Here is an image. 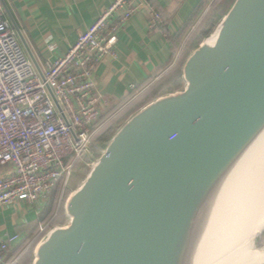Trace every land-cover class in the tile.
Wrapping results in <instances>:
<instances>
[{"label":"water","instance_id":"obj_1","mask_svg":"<svg viewBox=\"0 0 264 264\" xmlns=\"http://www.w3.org/2000/svg\"><path fill=\"white\" fill-rule=\"evenodd\" d=\"M183 79V90L140 109L90 155L66 203L69 224L45 234L33 264H211L227 249L264 160V0H235Z\"/></svg>","mask_w":264,"mask_h":264},{"label":"built area","instance_id":"obj_2","mask_svg":"<svg viewBox=\"0 0 264 264\" xmlns=\"http://www.w3.org/2000/svg\"><path fill=\"white\" fill-rule=\"evenodd\" d=\"M143 11L162 22L149 0H114L63 55L41 66L42 77L0 3V169L9 170L0 177V210L35 205L59 183L62 197L74 174L94 165L90 155L107 124L94 74L106 58L118 59L119 31ZM46 233L42 227L34 244ZM20 241L18 234L0 241V264L17 262L8 254Z\"/></svg>","mask_w":264,"mask_h":264},{"label":"crops","instance_id":"obj_3","mask_svg":"<svg viewBox=\"0 0 264 264\" xmlns=\"http://www.w3.org/2000/svg\"><path fill=\"white\" fill-rule=\"evenodd\" d=\"M113 1L6 0L40 66L63 55ZM149 1L161 15L162 22L156 23L152 12L136 14L119 31L118 59L106 58L94 74L95 91L104 102L103 117L107 123L117 122V127L152 101L184 89L183 66L199 46L187 45V41L194 39L198 43L205 37L196 30L201 22L205 25L204 32L212 33L235 2ZM5 16L17 33L6 12ZM52 44L56 46L54 52L48 50ZM132 85L136 90L131 89ZM8 172L7 168L0 169V177ZM51 196L40 199L35 205L17 203L0 210V241L14 234L21 237L9 252V261L18 258L15 264L34 263L35 250L29 251V248L42 227L49 230L51 220L46 211ZM43 216H47L48 221L45 222Z\"/></svg>","mask_w":264,"mask_h":264},{"label":"bare ground","instance_id":"obj_4","mask_svg":"<svg viewBox=\"0 0 264 264\" xmlns=\"http://www.w3.org/2000/svg\"><path fill=\"white\" fill-rule=\"evenodd\" d=\"M249 183V192L244 201L245 212L236 233L227 249L211 264H249L264 259V252L254 248L257 233L264 225V160Z\"/></svg>","mask_w":264,"mask_h":264},{"label":"rangeland","instance_id":"obj_5","mask_svg":"<svg viewBox=\"0 0 264 264\" xmlns=\"http://www.w3.org/2000/svg\"><path fill=\"white\" fill-rule=\"evenodd\" d=\"M204 27H205L204 23L201 22L197 26L196 30L199 31V33H201V34L202 33L204 34L205 33ZM210 34L211 33H209V32H207V34L205 33L204 34L205 37L202 38L201 40H199L198 43L194 39L189 40V41H187V45H192L193 43L200 45L207 38H209ZM116 123L117 122H115L114 120L109 121L106 124V126L102 129V132H100L99 135L97 136L96 142H98V148L99 149L98 150L96 149L97 152L94 154V157L99 158V155L106 150L107 144L110 142V140L113 138V136L117 132V129L119 128V127H117ZM90 172H91V167L79 169V171H77L74 174V177H73L70 185L68 186V188L64 192L63 196L62 197H61V195L58 196V198L56 199V205L53 208V211L51 212V215H50L51 221H50V223L47 222L49 224L48 225L49 230H47V233L55 227L66 226L69 224V220L66 216V209H65L67 200L69 199V197L72 193H74L76 190H78L82 186V184L85 182V180L89 176ZM61 193H62V191H61ZM37 242L34 245H32L29 249H31L32 247L35 248V245L38 244ZM33 248L31 251L34 250ZM254 248H255V250L264 252V229L262 230L261 234L255 238Z\"/></svg>","mask_w":264,"mask_h":264},{"label":"trees","instance_id":"obj_6","mask_svg":"<svg viewBox=\"0 0 264 264\" xmlns=\"http://www.w3.org/2000/svg\"><path fill=\"white\" fill-rule=\"evenodd\" d=\"M205 34V33H204ZM207 34V33H206ZM103 120H105L106 118H102ZM102 132V131H101ZM61 189H62V185L59 183L58 185H57V187L52 191V193H51V199L49 200L50 202H49V207L47 208V211H46V214H48L49 216L51 215V212L53 211V208L55 207V205H56V199L58 198V196L60 195V193H61ZM45 214V215H46ZM47 215V216H48ZM47 216H43L45 219H43L45 222L46 221H48V217ZM33 248V247H32ZM32 248L29 250V251H31L32 250ZM21 251V250H20ZM19 251V252H20ZM18 252V253H19ZM17 253V254H18ZM31 253V252H30ZM29 253V254H30ZM29 255H27V257H28Z\"/></svg>","mask_w":264,"mask_h":264}]
</instances>
